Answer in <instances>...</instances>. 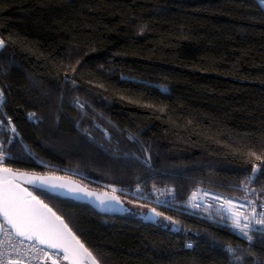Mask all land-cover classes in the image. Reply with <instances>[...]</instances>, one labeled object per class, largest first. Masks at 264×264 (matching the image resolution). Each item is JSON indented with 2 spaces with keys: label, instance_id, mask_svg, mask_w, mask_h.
<instances>
[{
  "label": "trees",
  "instance_id": "obj_1",
  "mask_svg": "<svg viewBox=\"0 0 264 264\" xmlns=\"http://www.w3.org/2000/svg\"><path fill=\"white\" fill-rule=\"evenodd\" d=\"M0 39L11 169L121 192L172 187L153 223L134 200L109 216L32 191L100 264H264V232L244 247L176 203L199 186L235 196L264 161L258 0H0Z\"/></svg>",
  "mask_w": 264,
  "mask_h": 264
},
{
  "label": "snow or ice",
  "instance_id": "obj_2",
  "mask_svg": "<svg viewBox=\"0 0 264 264\" xmlns=\"http://www.w3.org/2000/svg\"><path fill=\"white\" fill-rule=\"evenodd\" d=\"M261 3L264 4V0H261ZM4 44L5 41L0 39V48H3ZM3 103L4 94L0 92V106ZM33 115L30 114V118ZM4 129L15 133L11 118L8 119L7 126L0 121V130ZM131 138L130 136L129 139ZM4 143L0 142V235L3 237L0 239V264H24L25 252L33 254L31 259L51 260V264H62L63 261L67 264H99L97 257L81 242L64 219L20 183L23 181L34 187L49 186L55 189L67 186L64 183H56L62 178L26 176L19 171L2 166L6 156L9 155L4 148ZM6 143L10 145L12 140L9 139ZM258 174H264V161L259 165H253L251 175L241 181L240 189L255 193V189H250L249 185L255 182ZM70 191H82V189H70ZM115 191L116 189L112 190V195L105 193L102 197H97L100 205L108 206L109 201L119 203L120 198L114 195ZM88 195L93 194L88 193ZM195 196L196 193H193L189 198L190 201ZM215 199L220 197L216 196ZM244 199L251 206L250 212L239 211L232 199H225L221 208L227 213L225 220L231 221V227L251 242L253 239L251 232H264V227H256V225L264 226V211L257 213L256 201L248 200L247 196ZM193 206L199 205L194 203ZM259 207L264 209V202H261ZM152 211L157 216L162 215L155 209ZM174 230L179 231V229ZM228 251L234 254L233 249L229 248ZM236 259L240 258L236 257Z\"/></svg>",
  "mask_w": 264,
  "mask_h": 264
},
{
  "label": "built area",
  "instance_id": "obj_3",
  "mask_svg": "<svg viewBox=\"0 0 264 264\" xmlns=\"http://www.w3.org/2000/svg\"><path fill=\"white\" fill-rule=\"evenodd\" d=\"M0 92H2L0 90ZM102 132L105 130L102 127H99ZM12 160V155L6 156L5 163L2 165L4 167L10 168L7 163ZM251 175V174H250ZM245 179V178H244ZM250 189H255V193L252 192H245L240 189L237 195H229L224 193H216L211 191L209 188L205 186H199L195 188L189 197L181 202L177 203L179 209L196 214L197 216H213L219 219L224 227L228 229V231L234 235L241 243L242 246L248 247L251 246L254 242L255 234L258 232H251L253 239L249 242L245 239L242 235L239 234L238 230H234L231 227V221H226L225 216L227 215L226 212L223 211L221 205H223L225 199H232L233 204L236 208L241 212H250L251 206L247 204V201L244 199L247 196L248 200H255L256 201V212L259 213L264 211V209L260 208L259 205L261 202H264V179H260L258 182L255 180L254 183L249 185ZM193 193H196V196L193 200L190 201V197H192ZM115 194L121 196L123 199H130L134 200L139 203H143L150 209H159L161 206H166L169 203V200L172 199V188L167 185L163 186H150L145 190H141L138 187L135 188L132 192H121L116 190ZM216 196H219L220 199H215ZM198 204V207H194L193 204ZM243 205V207H241ZM256 227H264L260 225H256ZM2 235H0V239H2ZM27 243V242H26ZM188 245L192 246V242L190 240L184 241V247H188ZM32 253L25 252L24 255V264H51V260L48 261H41L38 259H31ZM62 264H65L62 262Z\"/></svg>",
  "mask_w": 264,
  "mask_h": 264
},
{
  "label": "water",
  "instance_id": "obj_4",
  "mask_svg": "<svg viewBox=\"0 0 264 264\" xmlns=\"http://www.w3.org/2000/svg\"><path fill=\"white\" fill-rule=\"evenodd\" d=\"M13 171H19L20 173H23L26 176L40 175V176H46V177H49V176L60 177L62 179L60 181H57L56 183H64L67 185L66 187H63V188L57 187L53 189L49 186L34 187L33 185L20 181L22 187L27 188L31 192L33 190H40V191H44L46 193H49V194H52V195H55V196H58L64 199H68L74 202L87 204L95 211L102 213V214L109 215V216L122 215L128 212V206L125 204L124 199L115 193L114 195L120 198L119 203L115 201H109L108 206L100 205V202L97 199V197H102L103 194L105 193L112 195L113 192H110L106 189H99V188L88 186L76 177L65 175V174H56V173H34V172L20 171V170H14V169ZM70 189H82V191H70ZM88 193H92L93 195L89 196ZM152 210L153 209L148 208L142 215H140V219L142 222L144 223L155 222L157 215H155V213ZM63 262L67 264L66 261H63Z\"/></svg>",
  "mask_w": 264,
  "mask_h": 264
},
{
  "label": "rangeland",
  "instance_id": "obj_5",
  "mask_svg": "<svg viewBox=\"0 0 264 264\" xmlns=\"http://www.w3.org/2000/svg\"><path fill=\"white\" fill-rule=\"evenodd\" d=\"M259 1V3L262 5V7L264 8V4H262L261 3V0H258ZM56 174H58V173H56ZM63 174H65V175H69V176H73V177H78L76 174H74V173H71V172H64ZM83 182V181H82ZM84 184H86V185H88V186H90L89 185V182H87V181H85V182H83ZM169 186V185H168ZM92 187V186H91ZM98 187V186H97ZM97 187H95V188H97ZM171 187V186H170ZM172 188V187H171ZM99 189H106V190H108V191H110V192H112V190L114 189V188H108V187H100ZM188 198V197H187ZM186 198V199H187ZM185 199V200H186ZM176 203H178V202H176ZM146 206V205H145ZM147 207V206H146ZM147 209H148V207H147Z\"/></svg>",
  "mask_w": 264,
  "mask_h": 264
}]
</instances>
